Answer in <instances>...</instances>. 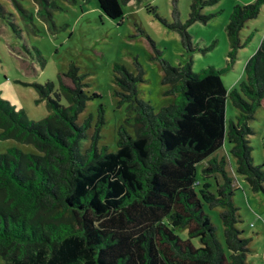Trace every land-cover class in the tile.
<instances>
[{"label": "trees", "instance_id": "obj_1", "mask_svg": "<svg viewBox=\"0 0 264 264\" xmlns=\"http://www.w3.org/2000/svg\"><path fill=\"white\" fill-rule=\"evenodd\" d=\"M215 1L192 0L185 23L174 3L173 23L162 22L178 32L183 49L192 51L187 29L208 21L211 16L200 11ZM262 3L233 8L226 25L229 55L250 40L241 43L239 34ZM98 6L110 20H122L118 0H98ZM9 24L21 41L20 30ZM160 64L162 84L171 87L168 93L176 100L156 113L137 96L140 66L137 74L115 67V83L124 91L116 93L126 104L125 124L134 136L121 127L114 152L94 143L83 149L89 123L78 122L87 100L79 88L71 92L61 86L57 93L53 83L37 85L50 111L39 122L0 99V139L37 151L10 148L0 154V257L5 264H248V240L237 228L240 217L232 201L238 188L226 170L227 153L219 160L216 155L228 143L236 173L252 191H264V169L253 164L246 140L252 135L247 119L264 103V35L244 66L246 79L231 90L221 79L222 69L193 73L190 63L175 67L161 59ZM67 75L75 76V69ZM228 101L239 111L235 122L226 121ZM206 207L222 209L224 245ZM181 229L187 230L186 239L176 232Z\"/></svg>", "mask_w": 264, "mask_h": 264}, {"label": "rangeland", "instance_id": "obj_2", "mask_svg": "<svg viewBox=\"0 0 264 264\" xmlns=\"http://www.w3.org/2000/svg\"><path fill=\"white\" fill-rule=\"evenodd\" d=\"M118 1L123 12L120 21L106 17L99 9L98 0H0V99L23 111L28 120L39 122L50 111L40 97L37 85L53 83L57 93L61 86L71 92L79 88L87 100L78 113V122L89 123L86 139L82 141L83 149L94 143L97 149L105 147L108 152H114L121 127L134 136L133 128L125 124L128 118L126 104H120L116 93H124L115 83L116 66L132 74H137L136 66H140L143 81L136 86L137 96L148 102L156 113L176 100V95L168 93L171 87L162 84L161 59L175 67L190 63L193 73L208 68L222 69L221 79L231 90L246 79L244 66L264 35L262 3L258 16L247 21L239 34L241 43L248 37L250 40L229 55L232 48L226 25L232 10L236 5L248 6L256 0H216L200 11L201 15L211 16L206 23L195 22L188 27L192 51H187L181 45L178 32L165 24L174 21V3L181 23H185L189 19L192 0ZM9 22L20 30L21 41L15 37ZM34 49L39 58L32 51ZM72 67L75 76H68ZM61 104L66 105L64 99ZM238 115L239 111L228 101L226 121L235 122ZM247 125L252 130L246 140L252 148L253 164L264 169L263 102L247 119ZM10 148L37 154L30 145L0 139V154ZM230 148L225 143L216 156L219 160L227 153L226 170L234 177L238 188L232 201L240 217L237 228L248 240L247 263L264 264V191H252L246 178L236 173L238 165L229 153ZM201 166L206 164L198 165V174ZM221 212V208H205L216 228L218 241L224 245ZM176 232L181 238H187L186 229ZM0 264H5L1 257Z\"/></svg>", "mask_w": 264, "mask_h": 264}]
</instances>
